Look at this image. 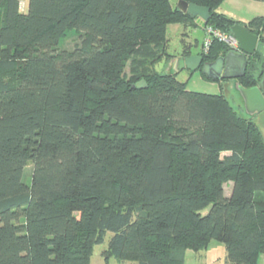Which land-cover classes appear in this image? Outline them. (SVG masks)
Wrapping results in <instances>:
<instances>
[{
    "label": "trees",
    "instance_id": "1",
    "mask_svg": "<svg viewBox=\"0 0 264 264\" xmlns=\"http://www.w3.org/2000/svg\"><path fill=\"white\" fill-rule=\"evenodd\" d=\"M185 1L210 19L173 0H0V264H91L108 232L106 260L185 264L217 241L228 264H258L261 127L225 93L155 68L173 57L169 24L232 34L241 22L218 11L225 0ZM241 24L259 36L239 79L251 87L264 74V15ZM231 50L214 38L201 54Z\"/></svg>",
    "mask_w": 264,
    "mask_h": 264
},
{
    "label": "rangeland",
    "instance_id": "2",
    "mask_svg": "<svg viewBox=\"0 0 264 264\" xmlns=\"http://www.w3.org/2000/svg\"><path fill=\"white\" fill-rule=\"evenodd\" d=\"M27 1V0H24ZM174 3L178 4L179 1L173 0ZM221 10H225L228 13L235 15L236 17H243L246 14V6L239 5L232 1H227ZM167 36H168V48L167 51L170 54H173V57L168 62L167 60L163 59L158 64H156L155 68L157 71L161 73L171 72L173 66L169 64L171 62H175L176 59L180 56H186L184 53L185 50H188L191 54L192 52H200L203 46L204 38H205V31L203 27V22L199 21L197 26L185 25L182 23H172L168 25L167 29ZM75 42L73 38H68L66 40L65 46H71ZM190 49V50H189ZM192 55V54H191ZM126 72L130 74L131 70V61L126 66ZM177 78L180 81H183L187 85V89L190 91H197L209 94H220L225 93L227 97L230 99L231 103L235 106L237 111L244 116L251 117L258 125L261 127V130L264 135V117H260V114L249 116L246 113V110L243 104L240 101V97L238 92L235 89H228L223 87L221 84L222 82L210 80L204 77L203 73L200 70L191 71L189 69L181 70V72H177ZM230 154L229 151H223L222 155ZM33 166L28 165L26 169L27 176L31 175ZM232 183H227L225 185L226 193H230ZM264 197V192L260 191L259 199ZM209 208L205 209L203 212L206 213ZM112 237V233L108 232L104 242L95 245L94 251L91 257L92 264H101L102 262V252L104 249L107 248L108 243ZM258 264H264V253L260 255Z\"/></svg>",
    "mask_w": 264,
    "mask_h": 264
},
{
    "label": "water",
    "instance_id": "3",
    "mask_svg": "<svg viewBox=\"0 0 264 264\" xmlns=\"http://www.w3.org/2000/svg\"><path fill=\"white\" fill-rule=\"evenodd\" d=\"M179 9L193 16L201 18L204 22L210 19V9L179 0ZM233 36L238 40V48L232 49L226 55L217 57L214 61H205L201 53L180 56L174 62L171 73H177L183 69L197 71L202 68L209 78L213 80L236 79V88L239 90L243 100L244 108L249 116L264 113V74L259 84L245 87L239 79L247 71L249 56L258 49L259 36L250 32L243 24L236 23L232 27ZM264 57V48H263ZM134 86L147 87L145 80H140Z\"/></svg>",
    "mask_w": 264,
    "mask_h": 264
},
{
    "label": "crops",
    "instance_id": "4",
    "mask_svg": "<svg viewBox=\"0 0 264 264\" xmlns=\"http://www.w3.org/2000/svg\"><path fill=\"white\" fill-rule=\"evenodd\" d=\"M227 1H232V2L237 3L239 5L246 6V8H247L246 13H245L246 15L243 16V17H236L235 15H233L231 13H228L225 10H221L223 5ZM218 11L222 12V13H225L228 16H231L232 18H234L235 20L240 21L241 23H247L248 21H250L255 16L264 15V1H256V0H225L219 6ZM200 21H202V20H200ZM204 31H205V35H206V29L205 28H204ZM191 54H197V52L196 53L192 52ZM191 54H189V55H191ZM169 65L174 67V62H171ZM180 72H181V70H180ZM236 81H237L236 79H225V80L221 81L222 82L221 85L223 87H225V88H228V89H235L238 92V95L240 97V101H241V103L244 106V100H243L239 90L236 88ZM260 115H261L260 117H264V113H261ZM226 257H227L226 246L223 243H221V242L212 241L209 244L208 248L203 250V251L196 252V251H193V250H188L187 253H186L185 264H228L227 260H226ZM91 264H92V262H91ZM101 264H137V263L134 262V261H120V260H118L116 258H111L109 260H106L102 256Z\"/></svg>",
    "mask_w": 264,
    "mask_h": 264
},
{
    "label": "built area",
    "instance_id": "5",
    "mask_svg": "<svg viewBox=\"0 0 264 264\" xmlns=\"http://www.w3.org/2000/svg\"><path fill=\"white\" fill-rule=\"evenodd\" d=\"M25 4H26V1L21 0V5L25 6ZM214 38L224 41L231 49L238 48V40L233 36V33L228 34V33L216 30L212 27H208L206 28V35H205L203 47H202L205 53L209 52Z\"/></svg>",
    "mask_w": 264,
    "mask_h": 264
},
{
    "label": "flooded vegetation",
    "instance_id": "6",
    "mask_svg": "<svg viewBox=\"0 0 264 264\" xmlns=\"http://www.w3.org/2000/svg\"><path fill=\"white\" fill-rule=\"evenodd\" d=\"M202 47H203V46H202ZM201 50H202V52H204V51H203V48H202ZM199 53H201V51H200ZM204 53H205V52H204Z\"/></svg>",
    "mask_w": 264,
    "mask_h": 264
}]
</instances>
